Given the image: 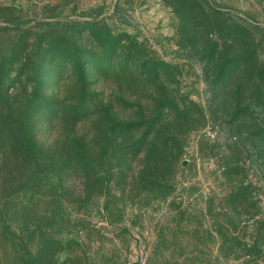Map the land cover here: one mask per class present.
<instances>
[{"label": "rangeland", "instance_id": "obj_1", "mask_svg": "<svg viewBox=\"0 0 264 264\" xmlns=\"http://www.w3.org/2000/svg\"><path fill=\"white\" fill-rule=\"evenodd\" d=\"M0 264H264V0H0Z\"/></svg>", "mask_w": 264, "mask_h": 264}, {"label": "trees", "instance_id": "obj_2", "mask_svg": "<svg viewBox=\"0 0 264 264\" xmlns=\"http://www.w3.org/2000/svg\"><path fill=\"white\" fill-rule=\"evenodd\" d=\"M12 23H16V25L17 24H19L20 25V21H11Z\"/></svg>", "mask_w": 264, "mask_h": 264}]
</instances>
